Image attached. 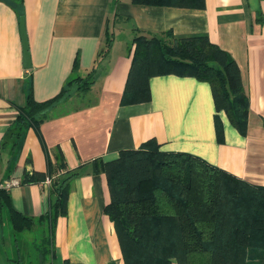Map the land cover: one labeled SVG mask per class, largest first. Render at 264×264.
I'll list each match as a JSON object with an SVG mask.
<instances>
[{
  "label": "crops",
  "instance_id": "obj_1",
  "mask_svg": "<svg viewBox=\"0 0 264 264\" xmlns=\"http://www.w3.org/2000/svg\"><path fill=\"white\" fill-rule=\"evenodd\" d=\"M22 17L30 69L25 68ZM137 34H170L174 40L203 36L226 51L240 68L249 100L247 133L238 131L225 111L218 112L210 83L192 76L154 77L150 101L122 105ZM93 69V100H75L76 107L19 136L29 90L37 102H46L75 72ZM152 140L162 151L198 156L264 187V0H202L199 6L192 0H0V189L18 182L6 190L11 204L39 219L54 201L53 181L74 174L66 214L54 232L53 264H125L115 224L104 211L112 200L109 181L95 172L94 161H116L123 151ZM60 155L65 170H53L47 178ZM27 173L50 182L24 183ZM25 247L4 207L0 264H16ZM258 262L264 264V258Z\"/></svg>",
  "mask_w": 264,
  "mask_h": 264
},
{
  "label": "trees",
  "instance_id": "obj_2",
  "mask_svg": "<svg viewBox=\"0 0 264 264\" xmlns=\"http://www.w3.org/2000/svg\"><path fill=\"white\" fill-rule=\"evenodd\" d=\"M159 1L162 2L134 0ZM201 1L192 0V4L199 6ZM167 37L171 38L170 34L136 35L121 104L150 101V82L154 77L192 76L210 83L218 112L225 111L232 125L242 134L247 133L249 100L236 61L206 37ZM109 46L110 42L107 49ZM106 53L107 50L101 51L98 57ZM78 73L46 102H37L29 90L18 120L19 136L28 127H37L54 116L47 110L61 100ZM95 76V69L89 71L90 82L78 86V92L88 93ZM217 130L221 139L219 121ZM57 158L58 163L50 165L47 178L52 177L53 170H65L63 157ZM94 168L96 173L106 174L109 181L112 200L104 211L115 224L125 264H172L173 259L179 264H261L258 260L264 258V187L241 180L198 156L162 151L154 140L138 150L123 151L116 161L95 160ZM73 177L66 172L53 181L54 201L39 219L16 210L6 190L0 189V217L3 208L8 207L14 232L39 229L42 264L55 261L54 232L58 218L66 214ZM47 178L27 173L23 182L41 183Z\"/></svg>",
  "mask_w": 264,
  "mask_h": 264
},
{
  "label": "rangeland",
  "instance_id": "obj_3",
  "mask_svg": "<svg viewBox=\"0 0 264 264\" xmlns=\"http://www.w3.org/2000/svg\"><path fill=\"white\" fill-rule=\"evenodd\" d=\"M167 42H169V39H167ZM87 75L88 72L78 73L74 79V84L68 88L67 92L64 94V96L61 98L59 102H57L55 105H53L52 108H49L47 110V114L56 115L60 112L70 110L71 108L76 107L77 104H75V100L77 101L81 100V103L82 101L88 102L90 100H93L94 99L93 94L95 93H91L92 94L91 95L89 94V92L86 94L82 93V91L78 92V86L85 85L87 81L90 82L91 79L88 78ZM38 230L39 229H37V227H34L31 231L26 230L21 233H17L19 236H21L22 244L26 247H25V252L20 258L21 260L18 259V256H16V258L14 259L15 261L19 260V262H16V264H42L40 261V256L38 251V247H39Z\"/></svg>",
  "mask_w": 264,
  "mask_h": 264
},
{
  "label": "water",
  "instance_id": "obj_4",
  "mask_svg": "<svg viewBox=\"0 0 264 264\" xmlns=\"http://www.w3.org/2000/svg\"><path fill=\"white\" fill-rule=\"evenodd\" d=\"M21 31L23 34V43H24V50H25V68L30 69L31 68V61H30V56L28 52V40L26 36V30H25V22H24V17L21 18Z\"/></svg>",
  "mask_w": 264,
  "mask_h": 264
},
{
  "label": "built area",
  "instance_id": "obj_5",
  "mask_svg": "<svg viewBox=\"0 0 264 264\" xmlns=\"http://www.w3.org/2000/svg\"><path fill=\"white\" fill-rule=\"evenodd\" d=\"M49 182H50V180L47 179V183H49ZM17 184H19V183L16 182V181L6 182L4 185L1 186V189L8 190V189H10L11 187H13V186H15Z\"/></svg>",
  "mask_w": 264,
  "mask_h": 264
}]
</instances>
